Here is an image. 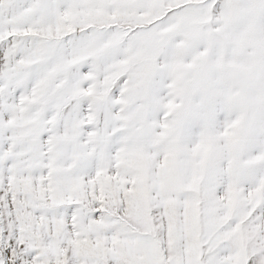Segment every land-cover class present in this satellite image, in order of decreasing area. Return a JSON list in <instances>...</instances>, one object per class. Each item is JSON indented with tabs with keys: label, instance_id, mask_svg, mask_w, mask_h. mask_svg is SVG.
I'll list each match as a JSON object with an SVG mask.
<instances>
[{
	"label": "snow or ice",
	"instance_id": "obj_1",
	"mask_svg": "<svg viewBox=\"0 0 264 264\" xmlns=\"http://www.w3.org/2000/svg\"><path fill=\"white\" fill-rule=\"evenodd\" d=\"M0 264H264V0H0Z\"/></svg>",
	"mask_w": 264,
	"mask_h": 264
}]
</instances>
